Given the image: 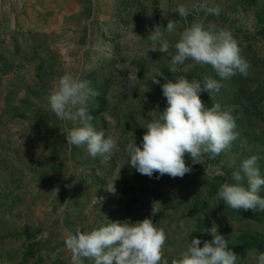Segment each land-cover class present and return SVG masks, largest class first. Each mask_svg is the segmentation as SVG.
Masks as SVG:
<instances>
[{"label":"rangeland","instance_id":"1","mask_svg":"<svg viewBox=\"0 0 264 264\" xmlns=\"http://www.w3.org/2000/svg\"><path fill=\"white\" fill-rule=\"evenodd\" d=\"M194 3L219 6L221 13L208 15ZM180 4L189 7L187 17L174 12ZM169 20H176V32L160 31L172 44L193 22L238 36L250 64L242 75L249 77L247 86L224 85L200 98L206 106L234 108L235 116L244 105L263 115L264 0H0V57L12 66L0 78V264H70L64 246L69 233L146 217L166 232L162 256L169 264L193 237L201 247L211 241L206 230L213 225L228 248L241 243L244 231L264 236V212L232 209L217 195L222 184L234 183L232 172L244 158L257 155L264 176L256 126L236 120L240 136L232 147L206 154L201 163L186 153L191 171L183 177H149L128 164L125 145L134 139L139 145L146 122L167 107L161 85L181 73L190 80L213 77L210 65L190 60L174 74L170 57L149 49L150 32ZM66 71L97 92L89 101L91 122L119 145L109 158L67 144V131L79 121H61L46 108L50 89ZM160 72L161 83H153ZM256 123L264 129V119ZM113 183L115 194L106 190ZM153 204L160 210L155 215ZM254 250L262 252L255 247L237 264H254Z\"/></svg>","mask_w":264,"mask_h":264},{"label":"clouds","instance_id":"2","mask_svg":"<svg viewBox=\"0 0 264 264\" xmlns=\"http://www.w3.org/2000/svg\"><path fill=\"white\" fill-rule=\"evenodd\" d=\"M193 7L197 10L203 8L208 15L219 16L221 13L219 6L208 7L206 3H194ZM189 11L185 4L174 10L181 17H187ZM161 28L167 34H174L176 20H169L166 27H155L148 36L152 42L149 49L170 57V72L181 73L179 67L190 60L210 65L221 80L231 79L237 74L248 75L250 64L229 31L211 22L207 25L193 22L179 33L178 40L172 44L165 32L160 31ZM160 76L163 72L152 82L160 84ZM222 86L220 80L209 75L201 81L190 80L182 73L176 75L175 81L168 80L162 84L167 107L146 122L144 128L147 131L139 145L135 139L125 145L128 164L149 177L154 173H158L157 178L165 174L173 178L183 177L191 171V166L185 163L186 153L195 164L201 163L206 154L215 157L229 150L240 136L234 108L220 103L206 106L200 98L201 92L207 91L212 95ZM96 96L90 81L66 71L50 89L46 108L61 121H79L76 127L67 131V144L86 147L91 157L106 159L118 150L119 145L116 138L102 129L98 130L91 122L89 101ZM258 160L257 155L244 158L232 172L234 183L221 185L217 195L227 207L264 212V196L260 195L264 192V176ZM106 190L115 194V184ZM154 204L152 215L160 212ZM206 231L211 234V241H204L201 247V239L193 237L171 264H237V255L228 248V240L218 232L217 226L213 225ZM166 239L165 230L156 227L152 219L146 217L134 223L109 221L91 230L77 229L65 237L64 246L71 254L70 264H85V260L92 264H169L162 256ZM249 255L254 264H264V251L254 250Z\"/></svg>","mask_w":264,"mask_h":264},{"label":"trees","instance_id":"3","mask_svg":"<svg viewBox=\"0 0 264 264\" xmlns=\"http://www.w3.org/2000/svg\"><path fill=\"white\" fill-rule=\"evenodd\" d=\"M232 36L234 37L236 41H238V36H235V35H232ZM36 53L38 52L36 51ZM10 67L12 68V66L8 65L5 59L0 57V78L2 76H6L9 74ZM209 72L213 75V77L220 80L223 86L224 85L226 86L234 85V86H240L241 88H244L247 86L246 83H248L249 81V77H244L241 74H237L233 76L231 79L221 80V78L217 76V74L214 72L213 69L210 70ZM252 108L253 106L251 105L249 106L244 105L243 109L238 110V115L236 116V120L240 123L242 122L243 124H249V125L256 126V130L259 132L260 136L263 137L262 140H260V144L257 145V149H258V154L260 155L261 163L262 165H264V129H258L257 123L255 124V118L260 117L263 120L264 114L262 115V111H258V110H255L253 112ZM250 217L256 220H261L258 215H254ZM239 238L241 239V243L234 244L233 246L230 247V249L237 255V258H240V259L244 258L246 253L255 247L261 251H264V236H261L260 233L244 231Z\"/></svg>","mask_w":264,"mask_h":264}]
</instances>
